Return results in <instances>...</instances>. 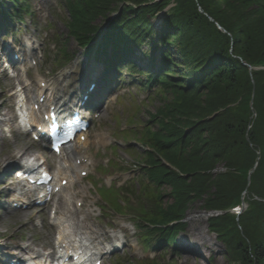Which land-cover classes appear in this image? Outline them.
<instances>
[{
  "label": "trees",
  "instance_id": "1",
  "mask_svg": "<svg viewBox=\"0 0 264 264\" xmlns=\"http://www.w3.org/2000/svg\"><path fill=\"white\" fill-rule=\"evenodd\" d=\"M6 1L0 0L2 8ZM12 1L16 8L2 9L5 16L29 13L26 2ZM62 2L69 39L111 67L126 64L145 74L142 88L155 87L163 101L142 128L122 133L141 146L129 148L142 191L121 197L124 188H110L105 200L122 212L119 198L130 205L135 196L143 243L155 249L173 243L185 230L189 207L200 202L212 214L210 228L224 243L228 264H264V0ZM162 13L156 29L153 20ZM152 34L161 65L146 55L153 69H137L130 55ZM242 201L247 208L232 215L229 209Z\"/></svg>",
  "mask_w": 264,
  "mask_h": 264
},
{
  "label": "rangeland",
  "instance_id": "2",
  "mask_svg": "<svg viewBox=\"0 0 264 264\" xmlns=\"http://www.w3.org/2000/svg\"><path fill=\"white\" fill-rule=\"evenodd\" d=\"M17 2L19 4L26 2L30 7V13L24 14V22L14 19L12 23L8 24L9 26L0 28V68L3 56L8 53V48H3L5 44L7 46L17 44L20 49H28L34 55L29 59V63L16 64L14 68L19 69L18 74L10 72L8 75H3L0 73V92L3 91L9 95L18 86L17 79H21L22 84L28 85L29 88L38 87L36 81L45 79L50 84L51 89H57V97H61L64 88L70 92L71 96L75 95L76 92L71 88L74 84H80L83 88L88 86L90 79L88 80L87 74L95 63L100 62L96 61L94 56L86 51L87 49L80 47L74 39L67 37L69 15L62 0H17ZM3 3L8 12H12L16 8L12 0ZM1 21L3 22L0 19ZM95 23L100 28L104 25V21L100 18ZM153 23L156 26L158 19L153 20ZM10 33H13V36ZM156 39L157 36L152 34L146 38L145 44L136 46L134 56L141 68L153 69V67L147 66V59H145V55L149 54L158 57L160 64L162 53L152 45V41ZM19 42H22V45ZM61 48H65L66 54L60 51ZM31 60L32 62H30ZM142 78L146 77L138 73L132 74L126 64H121L118 71L114 73L111 84L113 91L110 92L102 107L93 113L96 114L97 118L92 121L88 130L89 145L82 148L74 144L66 151L67 155L73 158L81 156L89 158L87 167L84 168L88 172L86 178H80V168L78 170L76 168L75 170L69 169L76 182L75 187L68 192L75 196L74 207L80 210L78 218L84 219L86 217L87 224L96 226L105 235L101 239V245H99L102 247L101 251H104L106 247L112 248L114 251L118 239L119 243L123 244L121 250L104 254L102 257L103 264H136V261H144L149 258H155L164 264H210L211 262L212 264H228L227 259L224 258L226 253L224 243L218 241L217 236L209 232V218L212 214L203 209L202 203L196 202L188 209L185 218L186 228L183 231L181 243L176 245L179 250H174L171 246L155 249L154 246L149 248L144 246L142 227L139 226V220L136 218L138 213L136 207H139L140 203L136 201L135 196L130 198V205L125 204L124 199L119 198V201L124 205L121 214L115 212V206L108 203V197L106 200H102L100 197V187L111 185L118 187L126 181L128 183L121 191V197L126 196L127 192L132 190L142 191L139 179H143V177L139 176V166L130 156V148H128L132 146L141 151V146L132 140L133 138H123L121 131L123 129L130 131L134 128H142L149 121L151 115L156 113L163 104L155 92L156 88H142L140 81ZM6 95L3 97L0 95V99ZM114 96L117 99H113ZM131 119L134 124L130 123ZM13 136V141L16 144L4 145L2 151L0 150V159L6 157L14 146L24 147L28 152L25 156L31 154L44 156L52 170L66 165L62 160L63 157L47 153L42 143H35L31 137H26L23 134ZM99 138H102V141ZM3 164L4 162L1 163L0 167V245L25 244L29 239L40 242L46 241L50 232L48 221L51 216L49 209L41 211L32 207L30 213L34 216L33 222L22 227L20 220L16 219L20 211L15 212L9 207L11 204L7 197L9 193L7 187L9 186L2 183L9 173L3 175ZM223 171L219 168L218 172ZM138 176L139 178L133 182V178L136 179ZM164 189L167 190L166 187ZM103 194L106 195V191ZM8 210L10 211L9 214L7 213ZM198 216L203 219H196L195 221L194 218ZM193 225L202 229L209 238L214 251L209 252L199 245L198 250L201 259L197 255H192L190 261L186 262L183 256L186 255L187 251L183 244L194 243V239H191V227ZM210 256L211 260L209 259ZM208 260L211 262L209 263Z\"/></svg>",
  "mask_w": 264,
  "mask_h": 264
},
{
  "label": "bare ground",
  "instance_id": "3",
  "mask_svg": "<svg viewBox=\"0 0 264 264\" xmlns=\"http://www.w3.org/2000/svg\"><path fill=\"white\" fill-rule=\"evenodd\" d=\"M163 14V13H162ZM18 53V52H16ZM32 55V51L30 52ZM98 68L97 67H91V71L87 74L88 80L94 79L98 73ZM97 78V77H96ZM19 87L17 90H15L14 93H10L9 95L5 94V92H0L1 97L5 96L2 100L0 99V150L2 151V147L4 145H15L13 138L15 134L19 133V125L15 124V120L17 119L16 117V112L15 106H18L20 104L24 103L23 96H26L28 99V103H26L25 107H28L27 109V115L28 117H25L21 121L25 123L27 121V118L36 122L37 120V111L35 110V105L38 104L41 108H44L48 105L53 104V102H61L64 106L72 107L75 104H77L76 100L74 99H69L70 92L64 88V91L62 90V96L57 98L55 97V93L57 92L56 88L54 89H48L46 85L45 88H37L33 87L29 88L28 85L22 84L21 79H17ZM39 82H46L44 79H39V81H36V83ZM47 83V82H46ZM34 84V81H33ZM40 84V83H39ZM50 85V84H49ZM74 89L73 91L76 93H81L83 91V87L77 84H74L72 87ZM51 91L50 94L48 95L49 98L47 99V103H40L38 102V98L42 97L46 91ZM5 94V95H4ZM38 94V95H36ZM69 95V96H68ZM73 96H76L73 95ZM37 100L36 103H33V101ZM252 105V104H251ZM24 106L19 108V111H24ZM42 117V116H41ZM4 127H7L9 130V133L11 134V138L8 136L7 131L4 129ZM86 137L85 139L78 140L77 144L81 147H86L90 143V137L87 133H85ZM13 136V138H12ZM99 140L102 141V138H99ZM14 143V144H13ZM13 150L9 151L10 153L7 154L6 157H3L0 159V167L1 163L4 162L2 165L3 169H8L14 165L19 164L18 159L21 157H24L28 152L24 147H12ZM16 151V152H15ZM65 152V148H64ZM20 156V157H18ZM32 155L30 156V158ZM84 158L86 156H83ZM40 157L35 156L32 157V160L26 159L25 163L26 164H31L34 161H38ZM81 157H69L66 162H71L70 166H74V162ZM92 161V159H91ZM86 166V165H85ZM82 170H84V167H81ZM66 179L68 181V185L64 188H62V193L58 196V201L56 202L55 205H53V208L56 211V215L54 217H51L49 220V226H50V232L49 235L44 242L40 241H35V240H28L27 243L25 244H18L16 243L14 246L12 244H3L0 245V255H1V249L5 246L9 248H16L17 252L19 254H22V252H31L32 255H40L43 249H55L56 246H59L60 248L63 247L64 249H70V247L74 246H84L89 250L91 254H103V252L96 253L95 249L97 246L100 245V242L102 241L101 239L105 237V235L94 225H90L86 223V217L84 219H79L78 214H79V209L77 207H74V195L71 192H68L69 189L74 188V180L72 176L69 174V172L65 169L58 168L56 172L54 173V184L60 185L61 182ZM38 198H35L33 201L32 199L28 197H20L18 195L13 196L12 202H23L24 204H27L28 207L33 204ZM16 212V211H15ZM7 213L9 214L10 211L8 210ZM33 215L30 213V209H21L19 214L17 215L16 219H19L21 222V226L25 227V225L30 224L33 222ZM195 221L203 219L201 216L195 217ZM194 222V221H193ZM21 227V229H22ZM191 234L195 239L194 243L191 244H186L185 245V250L186 255H184V260L186 262L190 261V256L192 255H197L201 259V254L198 250V246L201 245L202 247L206 248L207 251L213 252V246L207 238L206 234L202 231L201 228H198L196 226L191 227ZM65 245H68L66 247ZM62 248V249H63ZM107 251L106 253H109L110 249L106 248ZM48 256H50L51 253L50 251H45ZM22 256V255H21ZM20 255H17L18 258L21 257Z\"/></svg>",
  "mask_w": 264,
  "mask_h": 264
},
{
  "label": "water",
  "instance_id": "4",
  "mask_svg": "<svg viewBox=\"0 0 264 264\" xmlns=\"http://www.w3.org/2000/svg\"><path fill=\"white\" fill-rule=\"evenodd\" d=\"M212 20V19H211ZM222 31H224L225 32V30L223 29V28H220ZM252 104V103H251Z\"/></svg>",
  "mask_w": 264,
  "mask_h": 264
}]
</instances>
